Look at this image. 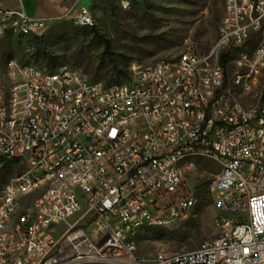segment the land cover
I'll return each mask as SVG.
<instances>
[{"label":"built area","instance_id":"1","mask_svg":"<svg viewBox=\"0 0 264 264\" xmlns=\"http://www.w3.org/2000/svg\"><path fill=\"white\" fill-rule=\"evenodd\" d=\"M9 12H23L14 23L43 33L44 19L21 9H0V18ZM72 18L94 23L84 5ZM217 35L206 52L188 45L158 73L132 63L118 84L88 80L69 66L60 76L19 68L25 102L9 87L13 116L1 122L0 114L9 125V133L0 131V166L20 164L26 179L18 173L0 188V264H264V0H223ZM226 58L234 59L231 75ZM235 73L246 81L243 96L230 84ZM221 93L229 102L217 107ZM239 100L256 104L238 109ZM106 146L118 153L104 157ZM182 150L220 167L209 185L218 232L188 256H142L131 249V229L175 225L192 214L196 199L185 178L195 160L175 164ZM50 153H58L57 164L28 179ZM60 167H67L64 179H56Z\"/></svg>","mask_w":264,"mask_h":264},{"label":"rangeland","instance_id":"2","mask_svg":"<svg viewBox=\"0 0 264 264\" xmlns=\"http://www.w3.org/2000/svg\"><path fill=\"white\" fill-rule=\"evenodd\" d=\"M80 5L90 9L93 25L74 23L72 16ZM0 9H21L30 17L46 21L42 34L20 37L6 32L0 40L3 87L9 59L47 71L66 65L88 80L110 85L125 81L132 63L172 59L191 44L200 53L206 52L217 36L223 0H0ZM226 72H233L230 62L226 63ZM243 94L236 87V96ZM238 104L250 108L256 102L239 100ZM193 160L195 168L185 178L196 199L190 218L167 227L137 229L134 239L142 256L191 251L202 240L216 236L213 220L217 212L209 185L220 167L208 157ZM21 170L20 164H5L0 171V188Z\"/></svg>","mask_w":264,"mask_h":264},{"label":"bare ground","instance_id":"3","mask_svg":"<svg viewBox=\"0 0 264 264\" xmlns=\"http://www.w3.org/2000/svg\"><path fill=\"white\" fill-rule=\"evenodd\" d=\"M15 20H24L23 12H9L6 18H0V40L5 37L6 32H10L15 35H37L39 34L36 30H32V26H25L23 23H14ZM225 20H232V13H225ZM46 24H44L43 30ZM213 43H219V35L216 36ZM182 56V51L178 54ZM227 62H230L234 68V59L226 58ZM10 62V69H9ZM226 62V63H227ZM166 64H169V59H161L154 64H151V73H158V70H164ZM28 67L34 69L39 74H46V76H60V70L65 69L66 65H61L55 69L47 71L45 69L38 68L31 64L19 65L16 61L9 59L5 66V76L7 78V84L3 87L0 84V114L1 122H12L13 116V103L14 96L13 90H9V87L16 86V96L18 102H25V90L26 83H19V68ZM122 83V82H121ZM230 84L235 87H239L242 92L246 91V81L242 80V73H235L230 77ZM193 97H205V90H193ZM224 102H229V93H221V96H217V107H224ZM238 109H251L244 108L238 104ZM178 119H185V111H178ZM158 122H165V115H158ZM1 133H9L8 123H0ZM118 153V146H106L104 150V157H112ZM196 158V153L192 150H182L177 156H175V164H184L189 160ZM58 162V153H50L46 155L45 159H38L36 161V167H31L28 172V179H36L39 176V170H43L45 167H53V164ZM5 164H1L0 171L3 169ZM67 174V167H60L59 172H56V179H64V175ZM19 179H26V171L19 173ZM8 186V181L3 183L1 188ZM195 205V201H189L188 212L190 213ZM172 225L171 222H156V223H144L142 227H167ZM141 227L131 229V249L137 251V244L134 239L135 232ZM11 229H18V221H11ZM191 251H174L165 252L159 251L153 254V257H173V256H188ZM0 255H3V248H0Z\"/></svg>","mask_w":264,"mask_h":264},{"label":"trees","instance_id":"4","mask_svg":"<svg viewBox=\"0 0 264 264\" xmlns=\"http://www.w3.org/2000/svg\"><path fill=\"white\" fill-rule=\"evenodd\" d=\"M17 36H20V35H17ZM26 36H29V35H26ZM20 37H24V36H20ZM105 48H106V50H107V48H108V44H107V42H105Z\"/></svg>","mask_w":264,"mask_h":264},{"label":"crops","instance_id":"5","mask_svg":"<svg viewBox=\"0 0 264 264\" xmlns=\"http://www.w3.org/2000/svg\"><path fill=\"white\" fill-rule=\"evenodd\" d=\"M26 14V13H25ZM27 15V14H26ZM29 16V15H28Z\"/></svg>","mask_w":264,"mask_h":264}]
</instances>
